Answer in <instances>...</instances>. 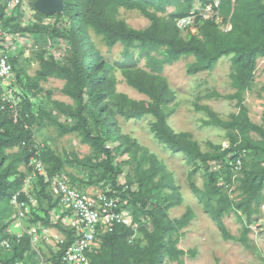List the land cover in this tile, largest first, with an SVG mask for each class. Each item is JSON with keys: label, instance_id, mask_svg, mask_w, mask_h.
Wrapping results in <instances>:
<instances>
[{"label": "trees", "instance_id": "16d2710c", "mask_svg": "<svg viewBox=\"0 0 264 264\" xmlns=\"http://www.w3.org/2000/svg\"><path fill=\"white\" fill-rule=\"evenodd\" d=\"M6 1L0 0V32L44 35L51 39L63 40L69 44L71 52L68 66L59 65L51 57L39 56V69L34 77H27L25 86L30 91L40 92L39 82L48 78L62 80L64 85L61 93L72 99L74 106L52 102L61 116L72 120L71 124L66 125L41 108L38 109L37 115H34L28 99L16 110V115L7 108L8 104L5 105L0 100V204L9 202L14 196L18 202L28 201L26 195L21 192L25 175L18 171V167L22 163L28 165L33 158H37L43 165L48 179L45 181L43 177H37L40 187L38 195L49 204L44 216H34L32 222L46 228H54L65 236L57 254L59 257L73 242L74 233L71 229L63 227L60 222L49 218V212L58 206V201L49 191L50 181L64 165H72L89 170L93 174L84 180L69 176L74 186L103 183V189H115L121 170L119 165L114 163L113 153L125 147L123 152L133 155L142 152L150 163L146 179L148 184H152L151 191L143 188L144 184L140 179L137 191L122 192L124 207L133 212L132 225L137 223L138 215L144 216L150 222L151 230L145 225L138 227L144 234L147 245L143 248L130 245L128 241L134 236L135 228L117 225L112 233L101 236L97 248L87 252L90 263L163 264L165 258L167 261H177L183 256L194 258L196 250L185 251L176 248L181 236L180 229L186 227L194 217L192 211L188 208L179 219L168 217V211L180 206L181 200L172 180L164 173V167L153 154L147 155V149L139 146L134 139L127 135H116L114 131L116 116L125 121L151 116L155 119L149 128L153 138L171 153L183 156L187 165L192 166L188 174L190 188L202 204L204 212L217 224L222 238L246 246L249 229L245 227L241 235L235 237L228 232L222 219L231 211L240 212L249 225L252 216L258 213L261 203H264V121L262 125L252 123L241 104V93L249 88L257 60L264 58V0H221L222 22L229 25V30L222 32L214 20H201L197 17L195 34H183L176 27V20L189 16L194 2L209 5L214 0H62V13L51 17L54 18L51 27L21 23L16 17H6L3 11ZM35 1L29 0V8L35 11L37 17L44 18L45 16L34 8ZM119 8L138 11L149 21V26L142 30L129 27L124 21L116 18ZM169 8H173L174 12L167 15ZM63 17L68 19V30L57 27L58 20ZM89 32L99 36L107 49L121 45L123 60L114 64L108 63L89 40ZM5 37L0 36V43L5 41ZM225 56H231L234 72L230 77L237 92L223 98L236 99L239 112L230 121H221L209 108L197 106L198 110L206 112L210 118L205 125L229 131V145L225 149L208 144L214 153H205L192 139L191 134L176 133L168 125L167 118L173 114L169 105L174 100V94L162 72L165 66L188 57H193L194 62L187 66V75L208 72ZM142 60H145L148 70L138 68ZM10 64L18 78L21 71L15 69L13 57L10 58ZM116 69L120 70L125 84L146 96L147 100H132L127 95L116 92V78L113 75ZM207 97L221 98L216 92ZM3 104L5 109H1ZM42 122L54 125L61 137L76 133L81 143L90 147L95 154L83 159L73 153H64L62 158L50 150L36 154L32 127ZM249 132L258 135L261 141H248L245 136ZM109 142L113 145L112 148H107ZM15 147H20L21 151L14 155L6 153V150ZM248 152L253 156L251 162L245 159ZM237 161L240 162L238 172H241L242 178L239 189L243 197L233 202L218 185V179L225 175V181L232 183L229 175ZM211 162L220 169L213 171ZM198 171L205 175L203 191L191 182L192 176ZM158 174H162L163 181L154 183L152 179ZM126 182L131 186L129 181ZM161 187L171 190V194L162 192L161 200L155 198L150 204L153 192L157 189L162 191ZM6 226L0 227V240ZM10 241L13 244L11 255L0 261V264L19 262L30 249L28 237L21 238L18 243L15 242V237Z\"/></svg>", "mask_w": 264, "mask_h": 264}, {"label": "rangeland", "instance_id": "374dc122", "mask_svg": "<svg viewBox=\"0 0 264 264\" xmlns=\"http://www.w3.org/2000/svg\"><path fill=\"white\" fill-rule=\"evenodd\" d=\"M28 3L29 0H19L17 7L11 11L4 12L6 17H16L21 23L53 26L54 18L37 17L35 11L29 8ZM204 6L207 5L194 2L191 11H196L197 8ZM173 12L174 9L169 8L166 13L169 15ZM221 13H218L219 29L222 30L223 28L228 31L230 27L227 24H223ZM116 18L137 30H142L149 26V21L136 10L129 11L119 8ZM57 27L68 30V19L63 17L58 20ZM89 40L108 63L114 64L123 60L121 55L123 47L121 45L107 49L101 38L92 32H89ZM70 54L69 44L63 40L51 39L44 35L18 34V39L12 49V57L15 61V69L20 70L21 73L17 78L15 71H12L5 82L3 96L0 97V100L5 105L9 104L16 111L22 107L23 101L28 99L31 102V111L34 115H37L38 109L41 108L52 113L62 123L71 124L72 120L61 116L52 105L53 101H57L74 106V101L61 93L64 81L54 78L41 81L39 82L40 92L30 91L25 86L27 77H34L39 69V56L44 58L51 57L59 65L68 66ZM193 62V57L182 58L170 66H165L163 69L162 75L166 78L168 86L174 94V100L169 105V109L173 110V114L167 118V123L176 133L186 132L191 134L192 139L198 143L202 152L214 153L208 144L221 146L222 149H225L229 145V131L205 125V122L209 121L210 118L206 112L198 110L197 106L209 108L221 121H230L233 116L238 114V101L236 99L223 98L237 92L230 77L234 72V67L231 62V56H225L217 61L213 70L189 76L186 73V68ZM138 68L148 70L145 66V60L140 61ZM113 75L116 78V92L123 93L132 100H147L146 96L139 94L125 84L120 70L116 69ZM212 92L218 93L221 98H208L207 96ZM241 99V104L245 107L250 121L254 124L262 125L264 121V58L257 60L255 71L249 82V88L241 93ZM115 119V134L129 136L139 146L147 149V155L153 154L156 160L164 167V173L169 176L177 188L181 204L170 209L167 213L168 217L170 219H179L188 208L194 215L190 223L180 229L179 234L181 236L176 248L185 251L196 250V256L194 258L183 256L177 261H167V258H165L163 264H264L263 202L258 209V213L252 216V222L249 225H247L244 215L240 214V212L231 211L222 219L228 232L235 237H239L245 227L249 229L250 232L246 236V246L224 240L217 224L204 212L202 204L197 200L190 188L188 174L192 166L187 165L183 156L171 153L168 148L158 143L150 133V125L155 119L151 116H146L141 120L125 121L119 116H116ZM245 138L252 143L261 141V138L252 132L247 133ZM32 139L37 148L36 154L50 150L62 158H64V153H73L79 159L92 157L95 154L90 147L81 143V139L76 133L61 137L56 127L47 122L37 123L32 127ZM112 147L113 145L110 142L107 143V148ZM124 149L125 147H122L113 153L114 163L119 165L121 176L131 183L133 190L137 191L138 181L142 179L143 188H147L148 192L151 191L152 184H148L146 179L147 171L150 169L147 156L143 155L142 152H138L136 155L125 153L123 152ZM20 151V147H15L6 150V153L14 155ZM245 159L248 162L253 161L252 153L248 152ZM32 163L31 160L28 165L20 164L18 171L25 175L21 192L28 195L34 205L31 206V203L28 202V209L26 211L23 209L21 215L20 204L15 202L13 198L9 202L1 203L0 227L7 225L1 237L8 240L15 236L29 238L30 249L25 253L23 259L18 262L19 264H51L54 254L60 249L61 241H65V236L54 228H46L32 222L34 216H44L49 204L46 199L38 195L40 187L38 178L34 177L32 173ZM210 165L213 167V171L220 169L218 165H214V162H211ZM231 171L229 177L232 183L228 184L225 181L226 176L222 175L218 179V185L221 186L222 191L233 202H237L243 197L239 189L242 174L236 168H232ZM91 175L93 174L89 170H82L72 165H64L54 179H62L73 185L74 182L69 176L84 180ZM152 181L154 183L163 181L162 174H158ZM191 182L196 188L203 191L205 187L204 173L201 171L196 172L192 176ZM102 184L89 185L85 183L83 185L76 184V186L78 185L77 187L87 188L88 190H102ZM161 189L162 191L157 189L153 192L150 204L153 203L155 198L160 201L162 192L171 194V190L163 189L162 187ZM262 196L264 199V188ZM213 204H216V202H213ZM129 214L132 217L133 212L130 210ZM138 216L137 223L132 225L136 232L130 245H137L143 248L146 247L147 241L138 227L139 225H145L148 230H151V225L144 216ZM49 218L52 221L60 222L63 227L68 228L58 208H54L49 212ZM10 255L11 252L0 249V261L9 258Z\"/></svg>", "mask_w": 264, "mask_h": 264}, {"label": "built area", "instance_id": "2783aa9c", "mask_svg": "<svg viewBox=\"0 0 264 264\" xmlns=\"http://www.w3.org/2000/svg\"><path fill=\"white\" fill-rule=\"evenodd\" d=\"M18 4L19 0H8L3 10L4 12L11 11ZM220 5L221 0H214L213 3L207 6L191 11L189 16L176 20L175 25L182 32L192 34L197 32L198 25L195 22L197 17H200L201 20H214L218 25V13H221ZM222 30L227 31L223 28ZM0 36H6L5 41L0 43V97H2L5 82L13 71L10 58L18 34L0 32ZM5 107L3 104L1 109H5ZM7 108L12 114L16 115V111L9 104ZM32 162L34 177H43L45 181H48L40 161L33 158ZM232 167L238 170L240 162L237 161L236 165ZM49 191L51 196L58 201L57 208L61 211L67 227L74 233L73 242L57 257L59 249L54 254L56 258L53 257L51 264L57 262L59 264H91L87 252L98 247L101 236L112 233L117 225L132 227V217L129 214L130 208L124 207L125 202L122 198V192H133V189L122 176L117 179L115 189L108 187L102 190H88L87 188H78L62 179H53L49 183ZM26 198L27 202H18L16 197H13V200L20 204L21 215L23 209L25 211L28 209V202L31 203V206L34 205L28 195H26ZM21 238L15 236V242L18 243ZM132 238L128 241L129 244H132ZM63 242L61 241L59 246ZM0 249L12 252L13 244L8 239H1ZM13 264L19 263L15 262Z\"/></svg>", "mask_w": 264, "mask_h": 264}, {"label": "water", "instance_id": "95a60500", "mask_svg": "<svg viewBox=\"0 0 264 264\" xmlns=\"http://www.w3.org/2000/svg\"><path fill=\"white\" fill-rule=\"evenodd\" d=\"M34 8L45 17H53L62 13L63 3L62 0H36ZM1 15L2 10H0Z\"/></svg>", "mask_w": 264, "mask_h": 264}, {"label": "clouds", "instance_id": "9594fccd", "mask_svg": "<svg viewBox=\"0 0 264 264\" xmlns=\"http://www.w3.org/2000/svg\"><path fill=\"white\" fill-rule=\"evenodd\" d=\"M7 1H8V0H7ZM7 1H6V2H7ZM6 2H5V3H6ZM4 5H5V4H4ZM17 6H18V5H17ZM17 6H16V7H17ZM3 9H4V8H3ZM3 11H4V10H3ZM4 14H5V13H4Z\"/></svg>", "mask_w": 264, "mask_h": 264}]
</instances>
